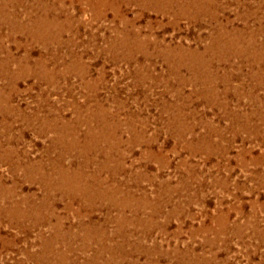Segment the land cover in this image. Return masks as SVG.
Instances as JSON below:
<instances>
[{"label": "rangeland", "instance_id": "rangeland-1", "mask_svg": "<svg viewBox=\"0 0 264 264\" xmlns=\"http://www.w3.org/2000/svg\"><path fill=\"white\" fill-rule=\"evenodd\" d=\"M165 3L167 10L145 0H0V66L11 75H0V89L16 109L0 115V130L11 128L0 140L18 149L13 159L46 163L61 151L51 147L55 133L27 126L33 114L53 111L82 134L77 115L99 111L117 140L110 157L102 143L90 152L84 171L98 186L84 183L92 195H54V216L47 206L36 226L32 217L16 224L0 214L9 243L0 242V264H45L39 238L55 230L74 240L69 264H264V0ZM36 16L47 20V45L6 22ZM137 40L150 59L137 51L123 58ZM183 49L194 52V66L209 63L207 76L177 65ZM27 54L30 66L47 58L53 83L20 75ZM0 181L17 200L30 194L37 205L44 195L5 162ZM86 234L92 242L83 250ZM102 246L110 249L98 253Z\"/></svg>", "mask_w": 264, "mask_h": 264}, {"label": "bare ground", "instance_id": "bare-ground-1", "mask_svg": "<svg viewBox=\"0 0 264 264\" xmlns=\"http://www.w3.org/2000/svg\"><path fill=\"white\" fill-rule=\"evenodd\" d=\"M165 1L166 0H145V3H148V5L151 4L152 6H154L155 9L167 10ZM190 3L191 2H187V5H190ZM197 10L200 13L208 12V11H204L203 9H197ZM6 22L7 24H10L16 29L19 28L21 31L28 33L33 39H40V41H42L43 44L47 45L49 40L47 38V32H46L48 24H47V20L43 19L41 16H36L35 18H31L30 21H28V23L27 22L24 23L18 19L6 20ZM121 42L123 44H126V42H124L123 39L121 40ZM213 42L214 45L220 43L217 42L216 40H213ZM118 44L121 46L120 41H118ZM221 44L225 47V49L228 52L231 53V51H234V49L231 50V46L226 40L223 39ZM111 46L116 47L117 45L115 44ZM132 46H134L132 49L122 51L124 52L122 54L124 59L126 60L135 59V57L133 58L134 51L141 53V55L145 59H150V57L152 56V53L148 51L147 47H145L144 41L137 40V42H135V44ZM117 54L118 53H114L113 56ZM174 54L175 53L169 52V54H167L166 59L168 58L172 59ZM176 55H179V60L176 59ZM176 55H174V57L177 65L180 66L181 64H186V65L189 64L192 68L196 67V71L199 75L201 76L208 75L206 74V72L209 67V63H207L206 60H203L202 62L199 63L201 64L200 66H194L193 58L195 57V54L193 51L190 50L184 51L183 49L182 53L178 52L176 53ZM118 56L120 57V55ZM118 56L116 57L118 58ZM46 59L47 58L45 57L36 58L33 60L32 66H30V64L27 63V61L29 62L30 60V55L27 54L25 56L26 64L22 65L23 69H21L20 75L28 76V77L35 76L39 78V80H43L47 83H53L55 78L53 77V72L47 69ZM1 63L2 64L0 66V75H4L8 77L9 72L7 73L4 70L5 63L3 62ZM204 67L206 68V72H204L205 71ZM7 80L8 82H10L11 78H7ZM15 88H16L15 86L10 85L11 90H15ZM9 99H10L9 94L6 95V93H4L2 89H0V115L3 117V119L7 118L9 115H12L14 110H16L9 105ZM106 116L103 117V113L99 111L96 113H88L86 117H81L78 114L75 122H77V124L80 125L81 124L86 125V130L82 134L79 133L77 127H73V126L71 127L73 123L72 121H66V120L64 121L62 117L55 115L53 111L49 112L48 114H45L43 117H40L39 114H35V115L33 114L32 117L28 116L29 118L24 117L23 120L26 122L27 126L34 128L36 132L41 133L44 130H50L53 133H55V137L52 140L53 146L51 147H54L56 144H59L61 147V151L59 150L60 152L58 156H56V158L49 159V161L46 163L37 162V161H28L24 164H21L20 162H17L13 159L14 157L19 156L18 155L19 153L15 145L13 146L10 144L11 143L10 139L7 140L6 145L2 144L0 140V162H5L10 164L14 171L17 170L21 171L23 175V179L25 181L30 183H38L39 187H41L44 190V195L37 202L39 204L36 205V203L33 202L35 198L33 195L29 194L23 196L22 199L17 200L15 199V191L6 188L3 185V182L1 184L0 181V214H3L4 216L8 215L10 219L15 220L16 224H19L21 223V221L32 217L31 220L33 221L31 222H34L36 226V224L39 225V223H42L43 221L46 220L45 215L42 214L43 213L42 210H45L47 206L49 209L48 216L51 217L54 216L51 212L52 200H54V195L55 196L60 195L61 198L69 197V199L71 200H73V197H75L78 194L80 195L84 194L85 197L88 194L92 195V190L89 189V187L84 183L85 180L89 181L93 185L92 189H95V187L97 188L98 186L97 182H94V179L96 177L95 178L91 177L86 174L87 171L86 172L84 171L85 170L84 167L88 166L90 164V161H92L89 156L90 152H92L93 150L95 151V149L102 143L109 147V149L105 151V153L107 154L108 157H110L111 150L115 147L117 143V140H115L116 138L114 137L115 131L108 129L111 123ZM262 120H264V118H262ZM95 126L98 127L96 128ZM3 127L4 128L0 130V133H2L0 134V136L3 135V132L5 130L8 133L11 131L9 125ZM68 155H74V156L77 155L78 157H81V159L80 161L74 160L66 164L64 163L63 159ZM108 157L105 158L106 160L104 161L105 163H103L102 168H104L105 165L107 166V163L109 162ZM96 193L99 195L100 198L105 195L107 196V193L102 190H99ZM49 201H51L50 206H49ZM58 219L59 218H57V222ZM91 237L92 236L90 234H86L79 238L82 244L81 249L87 250L90 247L92 242ZM71 238L72 237L66 236L64 234H60L59 231L56 230L51 234L49 238H39L40 251L38 255H36V257L40 259V261H43L45 264H48L49 262L47 256L51 253L50 262H52L53 264H69V262L71 261L68 256V253L72 254L75 252V250L73 249L74 240L73 238L72 239ZM99 240L101 239L99 238L96 242H99ZM0 242L3 246H9V243L3 237H0ZM61 242L65 243L66 245L64 250L57 249L58 244H60ZM107 249H110V247L102 246L96 249V251L100 253L101 251ZM86 263L95 264L94 258L88 259ZM75 264H79V263H75Z\"/></svg>", "mask_w": 264, "mask_h": 264}]
</instances>
